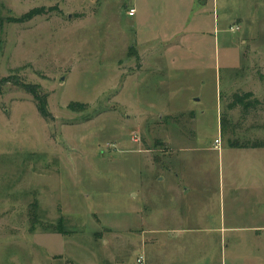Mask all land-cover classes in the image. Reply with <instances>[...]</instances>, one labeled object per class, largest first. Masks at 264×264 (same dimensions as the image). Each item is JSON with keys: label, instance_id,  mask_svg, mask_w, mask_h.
<instances>
[{"label": "rangeland", "instance_id": "rangeland-1", "mask_svg": "<svg viewBox=\"0 0 264 264\" xmlns=\"http://www.w3.org/2000/svg\"><path fill=\"white\" fill-rule=\"evenodd\" d=\"M220 1L208 64L202 72L194 58L192 66H167L172 78L164 80L137 77L129 0H0V19L47 11L2 28L0 80L13 75L41 87L54 116H40L19 87L0 94V264H138L141 220L148 221L150 205L178 203L182 183L173 175L179 173L192 191L179 203L211 205L206 222H214L217 211L228 224L258 219L262 208L250 206L246 189L253 176L264 199V150L251 160L260 165L255 175L246 171L249 160L229 148L230 142H264V0ZM221 30L237 39L238 51L221 48ZM238 52L241 62L234 66L240 68L230 69L227 60L238 59ZM237 92H252L259 101L247 115L227 109ZM72 104L87 107L71 111ZM221 237L197 250L187 244L186 264L211 251L213 264H233L235 242L252 249L255 241L250 233L236 241ZM241 258L264 264L257 251Z\"/></svg>", "mask_w": 264, "mask_h": 264}, {"label": "crops", "instance_id": "crops-1", "mask_svg": "<svg viewBox=\"0 0 264 264\" xmlns=\"http://www.w3.org/2000/svg\"><path fill=\"white\" fill-rule=\"evenodd\" d=\"M129 2L133 6L130 10H136L132 18L134 19L132 26L134 39L130 48H135L140 57V68L137 77L150 74V76L152 75L156 78L170 79L172 75L169 73L168 67L179 66L182 68L189 65L192 66L189 64V60L193 58L196 61L194 65L197 68L200 66V70H198L200 72L203 71L201 67L208 64V62H205V56H208V50L211 49L208 44L213 39L217 42L218 38V34L212 35L210 31L211 25L214 23V31L216 32L215 24L221 21L220 0H129ZM233 38L235 37H232L229 32L221 30V36L218 41L219 44L223 41V47L221 46V48L224 51L227 52L226 48L229 49L228 53L231 49L238 51V48H236L237 39ZM191 52H194L197 56L190 55ZM171 53L173 56L170 58V62H165ZM220 59L221 55L219 64ZM226 59L227 56L224 60ZM227 62L232 66L230 69L240 68V53L238 59L235 61L228 59ZM234 62L239 63L234 66ZM215 64L217 65V58L215 59ZM187 72L186 70L182 71L180 77L185 78L188 75ZM190 72L195 73V71ZM217 146L216 144L215 150L218 148L217 150L220 152L222 144ZM229 149L239 150L240 154L247 158L246 163L249 160L247 170L244 167L243 169L240 168L241 174L246 173V171L247 173L254 172L255 174L260 165L255 162L252 163L251 160L256 159L255 152L263 151L264 148L240 149L230 147ZM173 176L182 183L180 184L182 189L180 186L177 189L179 201L188 198V195L190 197L191 188L188 184H184V179L180 173ZM159 180L166 182L164 178ZM248 187L250 188L246 189V192L250 190V194H252V199L249 200L250 206L252 208L254 206L258 209L262 208L259 211L258 219L250 226L238 224L234 218L228 224L218 211L216 220L214 222L207 221V223L205 217L211 213V205H203V203L200 205L189 201L191 199H188L186 204H180L178 201V203L163 207L150 205L147 216L148 221L145 218L140 223V225L146 227L139 238V245L143 250L140 258L144 259V264L149 263L148 249L150 251L151 264H186L187 244L190 243L192 248L197 250L198 246L203 244V242L215 243L218 238L222 240L221 235L223 234H229L233 241L239 239L238 234L240 233H250V237L255 239L252 244L253 250L248 247L239 249L235 247L237 243L235 242L233 249H231L232 257L235 258L233 264L238 260H241L242 264H246L245 259L241 257L249 256L255 251L264 254V199L262 200L260 180L254 179L252 176L248 181ZM175 195L176 193L172 195L171 202L176 197ZM217 205L214 206L215 210L218 208ZM213 255L214 251H211L202 260L200 259V261L193 264H213ZM262 263H264V260H262ZM221 264L226 263L222 260Z\"/></svg>", "mask_w": 264, "mask_h": 264}, {"label": "trees", "instance_id": "trees-1", "mask_svg": "<svg viewBox=\"0 0 264 264\" xmlns=\"http://www.w3.org/2000/svg\"><path fill=\"white\" fill-rule=\"evenodd\" d=\"M47 13L45 7H38V9L31 10L30 12L26 13L23 15L21 18H7V19H0V31L2 28L6 25V23H19L23 24L25 22H29L38 16L45 15ZM130 54L135 55L137 64L138 66L140 65V57L138 55L137 50L135 48H130L129 49ZM13 85L16 87H19L22 90H25L27 93H29L33 99L37 103V110L40 116H42L45 120L47 121H52L54 120V116H52L51 112L49 111L48 108V96L43 92L41 87L28 84L26 82H21L18 79L14 78L13 75L8 76L7 78H3L0 80V94L2 93V90L9 86ZM255 95L252 92H246V93H233L231 96V101L230 104L228 105L227 109L229 111L234 110L236 108H240L241 111L243 112L244 115H247L250 113V110L259 104V101L257 99H254ZM254 99V100H251ZM87 106L84 104H72L69 106V109L72 111H82L86 108ZM225 122L221 118L220 120V127L223 130ZM231 148L236 147L240 149H248V148H253V149H263L264 148V142L253 146H240L236 143L230 142ZM62 227V226H61Z\"/></svg>", "mask_w": 264, "mask_h": 264}, {"label": "built area", "instance_id": "built-area-1", "mask_svg": "<svg viewBox=\"0 0 264 264\" xmlns=\"http://www.w3.org/2000/svg\"><path fill=\"white\" fill-rule=\"evenodd\" d=\"M135 13H136V10H135V9H133V10H129V12H128V16H129L130 18H133V16L135 15ZM216 143L219 144V145H221L220 140H216ZM138 264H144V259H143V258H140V259L138 260Z\"/></svg>", "mask_w": 264, "mask_h": 264}]
</instances>
